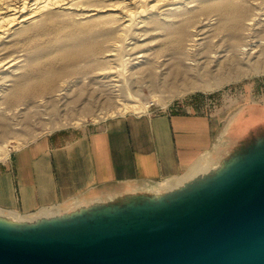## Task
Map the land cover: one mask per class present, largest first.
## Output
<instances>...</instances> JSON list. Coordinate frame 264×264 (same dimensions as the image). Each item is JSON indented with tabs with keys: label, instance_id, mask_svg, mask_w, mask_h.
<instances>
[{
	"label": "rangeland",
	"instance_id": "374dc122",
	"mask_svg": "<svg viewBox=\"0 0 264 264\" xmlns=\"http://www.w3.org/2000/svg\"><path fill=\"white\" fill-rule=\"evenodd\" d=\"M161 2L117 6L120 15L135 13L125 18L131 25L124 27L109 9L117 0H64L3 36L0 168L18 149L55 131L92 128L112 117L161 114L173 108L225 124L242 105L264 101V0ZM154 4L160 11L173 9L158 15L151 9ZM205 6L212 9L205 11ZM233 7L243 13L239 39L231 36L234 21L225 13L234 15ZM92 9L109 10L86 16ZM219 13L226 19L218 20ZM248 22L250 30L245 29ZM249 39L257 44L251 62L214 57ZM84 47L90 49L82 52ZM63 49L74 56H61ZM111 52L118 55L107 56ZM175 62L181 65L179 72ZM135 101L139 108L122 110L121 103ZM15 140L22 143L15 146Z\"/></svg>",
	"mask_w": 264,
	"mask_h": 264
},
{
	"label": "water",
	"instance_id": "95a60500",
	"mask_svg": "<svg viewBox=\"0 0 264 264\" xmlns=\"http://www.w3.org/2000/svg\"><path fill=\"white\" fill-rule=\"evenodd\" d=\"M0 264H264V103L239 108L180 176L0 208Z\"/></svg>",
	"mask_w": 264,
	"mask_h": 264
},
{
	"label": "crops",
	"instance_id": "0c3cea01",
	"mask_svg": "<svg viewBox=\"0 0 264 264\" xmlns=\"http://www.w3.org/2000/svg\"><path fill=\"white\" fill-rule=\"evenodd\" d=\"M226 123L173 108L43 135L1 166L0 208L28 214L121 182L180 176L212 149Z\"/></svg>",
	"mask_w": 264,
	"mask_h": 264
},
{
	"label": "bare ground",
	"instance_id": "6f19581e",
	"mask_svg": "<svg viewBox=\"0 0 264 264\" xmlns=\"http://www.w3.org/2000/svg\"><path fill=\"white\" fill-rule=\"evenodd\" d=\"M64 0H0V40L3 38L4 35L6 34H10L9 32H12L14 33V30L13 28L15 26H18L20 24H23L24 22L32 19L34 16H36V14L40 11H42L43 9L51 6V5H56V4H60L62 3ZM70 1V0H69ZM148 0H117V4L115 5H112L113 7H110V11H115L113 12L114 14L113 17H120V21H121V24H124V27L125 26H129L131 25V19H125L127 16H131L132 14H135L133 11H127V12H123V13H127V14H118L117 13V10H119V7L117 6H126L128 4H132V3H135V2H140V3H143V2H147ZM159 2L161 3H164L165 0H158ZM68 4V3H67ZM66 4V5H67ZM160 4V3H159ZM65 5V7H66ZM158 4H154L151 6V9H154V10H157V13L158 15H163L164 12H170L171 9L173 8H164V10L160 11L159 9L160 8H155L157 7ZM231 4H229V6L227 5V8L229 10V8L231 7L230 6ZM233 5V4H232ZM237 5V4H235ZM69 6V5H68ZM84 8V7H83ZM112 8V9H111ZM219 8V7H218ZM232 8V7H231ZM235 7H233L232 10H234ZM109 9H106V10H109ZM205 11L207 10H210L212 9V7L210 6H205ZM225 9V8H224ZM106 10L102 9V10H99V9H92V10H89V12L85 13L87 14L86 16H93V15H96L98 14L99 12H105ZM221 11H226V10H221ZM228 16L227 18L234 21L233 23V27L231 30V36L235 37V38H238V35L240 34V32L244 29H242V20H243V13H242V10L240 9H235L234 10V15H232L231 17H229V14L227 13V11L225 12ZM137 14V13H136ZM167 14V13H166ZM220 14V13H219ZM221 18H219L218 20H221V19H226V18H222V13L220 14ZM134 20V19H133ZM255 21V20H254ZM126 23V24H125ZM246 24V23H245ZM252 24V22H248L246 25H247V28H245L246 30H250L251 27L250 25ZM244 25V23H243ZM141 26H139L140 28ZM227 30V29H226ZM229 30V31H230ZM247 34H250V33H247ZM242 35V33H241ZM245 36V35H244ZM240 38V37H239ZM238 38V39H239ZM246 38V37H245ZM237 39V40H238ZM181 40V39H180ZM236 40V39H235ZM240 41V40H239ZM178 42V41H177ZM182 42V41H181ZM232 42H234L232 40ZM238 42V41H237ZM255 43V41H253ZM253 42L249 39L247 41H244V43L242 42V44L239 46V48H232V49H227L229 51H227L226 54L224 55H216L214 57H217V58H227V59H230V61H232L233 63L237 62V63H242L244 61H247V62H251V54H254V52H256L255 50V46H257V44H253ZM91 43V42H90ZM180 43V41H179ZM178 43V44H179ZM240 43V42H238ZM237 43V44H238ZM177 44V43H176ZM175 44V45H176ZM177 44V45H178ZM218 44V43H216ZM231 44V43H230ZM236 44V43H235ZM86 45H90V44H86ZM233 45V44H232ZM72 46V45H71ZM115 47H118L120 46L118 43H115L114 44ZM234 46V45H233ZM237 46V45H236ZM259 47V46H258ZM72 48V47H71ZM77 48V47H76ZM76 48H73V49H76ZM92 49L94 47H91ZM133 48V47H132ZM131 48V49H132ZM178 48V47H177ZM88 49H90V47H84L81 51L82 52H86ZM179 49V48H178ZM64 50V49H63ZM71 50V49H69ZM79 50V49H78ZM259 49H257L258 51ZM65 51V50H64ZM92 51V50H91ZM260 51V50H259ZM192 52V51H191ZM215 52H218V51H215ZM230 52V54H229ZM184 53V52H183ZM259 53V52H258ZM80 54V53H79ZM83 54V53H82ZM179 54V53H178ZM118 53H108L107 56H117ZM140 55V54H139ZM261 55V54H259ZM263 55V54H262ZM61 56H64V57H72L74 56V54L70 51H65L63 53V55ZM60 56V57H61ZM126 56V55H125ZM184 56V55H183ZM187 56V55H186ZM184 56V57H186ZM121 57H124L123 55H121L119 58ZM255 57H258L259 59V56H255ZM183 58V57H182ZM262 58V57H261ZM178 59V57H177ZM217 60V59H216ZM235 61V62H234ZM259 61V60H258ZM184 62V61H183ZM134 63H138L137 62H134ZM197 63V62H196ZM13 64V63H12ZM12 64L10 63L9 64V67L12 66ZM187 64V63H186ZM199 63H197L198 65ZM185 65V64H183ZM196 65V64H195ZM196 65V66H197ZM6 67V66H5ZM132 67V66H131ZM174 68H175V71L176 72H179L180 68H181V65L179 62H175L174 64ZM184 68V67H183ZM187 68H188V65H187ZM190 68V67H189ZM186 69V68H185ZM192 70H194V67L192 66L191 68ZM184 70V69H183ZM115 72V71H114ZM184 72V71H183ZM49 73V72H48ZM57 73V75L59 74L58 72L55 71V74ZM109 73V72H108ZM181 73V72H180ZM47 74V73H45ZM103 74V73H101ZM47 77H50L51 76V73L50 74H47L46 75ZM53 77V75L51 76ZM29 85V84H28ZM24 87V86H22ZM26 87H28L26 85ZM30 87V86H29ZM136 102V101H135ZM122 104V110L124 109H128V108H139L140 107V103H137L136 104H126V103H121ZM147 107V105L145 106ZM120 110V109H119ZM15 146H18L19 144H21L22 142L19 141V140H15Z\"/></svg>",
	"mask_w": 264,
	"mask_h": 264
},
{
	"label": "built area",
	"instance_id": "2783aa9c",
	"mask_svg": "<svg viewBox=\"0 0 264 264\" xmlns=\"http://www.w3.org/2000/svg\"><path fill=\"white\" fill-rule=\"evenodd\" d=\"M209 116V115H208ZM210 117V116H209Z\"/></svg>",
	"mask_w": 264,
	"mask_h": 264
}]
</instances>
